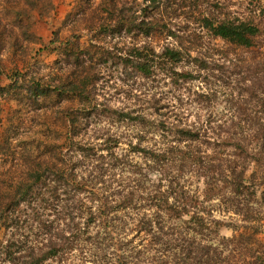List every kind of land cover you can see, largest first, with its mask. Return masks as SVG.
<instances>
[{
    "label": "trees",
    "instance_id": "obj_1",
    "mask_svg": "<svg viewBox=\"0 0 264 264\" xmlns=\"http://www.w3.org/2000/svg\"><path fill=\"white\" fill-rule=\"evenodd\" d=\"M251 4L257 16L219 0H143L131 14L126 3L104 0L98 9L81 4L68 14L86 22L87 42L76 33L56 37L51 43L59 42L58 58L48 77L14 72L0 85V96L25 92L37 108L54 97L79 104L65 106L60 117L69 124L68 152L83 159H63L60 152L57 165L46 159L31 164L0 196V227L7 233L0 239V264H64L76 253L84 255L79 264H264V60L249 75L230 49L226 62H208L193 55L194 43L179 41L175 26L183 16L193 18L229 46L264 50V0ZM159 37L179 45L167 41L157 48ZM95 60H112L144 78L161 75L178 89L196 80L217 86L225 75L243 73L240 95L248 98L236 100L231 91L232 113L205 116L193 103L213 106L218 89L199 87L190 101L181 96L158 103L154 95L150 115L118 109L93 97L99 78L89 65ZM122 124L140 129L126 154L116 151L123 135H112ZM229 213L236 218L224 224L221 216ZM221 225L246 232L222 236ZM93 226L102 231L93 236Z\"/></svg>",
    "mask_w": 264,
    "mask_h": 264
},
{
    "label": "rangeland",
    "instance_id": "obj_2",
    "mask_svg": "<svg viewBox=\"0 0 264 264\" xmlns=\"http://www.w3.org/2000/svg\"><path fill=\"white\" fill-rule=\"evenodd\" d=\"M104 0H0V85L5 86L10 83V75L20 71L26 73L27 76H43L48 77L58 53L54 47L58 45L52 44V40L59 37L60 41L70 37L74 33L80 34L81 42H87L89 35L85 28L84 20L69 18L68 14L74 12L77 5H85L86 9L90 7L99 8ZM108 1V0H107ZM126 3L127 14L133 11H139L143 0H119ZM223 5L228 6L233 11H243L252 16H257V7L251 4L248 8V0H219ZM91 4V5H89ZM256 11V12H255ZM194 15V14H193ZM198 12L195 13V16ZM69 18V19H68ZM193 18L185 17L175 20L176 30L180 31L183 43L190 47L189 43H194L192 49L193 55H200L207 58L208 62L223 63L226 62L224 56L225 51L230 49L232 53H236L238 58V66L242 68V72L249 75L259 61L264 60V50L262 47H255L248 52L244 49L229 46L220 38H214L207 35L198 24L193 23ZM130 39H127V41ZM144 41V40H143ZM170 41L174 45H179L175 39H167L159 37L155 40V46L161 48V45ZM230 57L234 58L233 54ZM232 66V64H228ZM183 66V65H182ZM90 70L98 75V83L92 90L93 97L99 101H103L112 107L125 109L137 113L144 112L146 115L154 113L152 105V97L156 95L158 103H176L177 98L193 99L194 90L204 88L208 91L211 88L218 89L217 100L210 107L204 108L202 102H194V112L198 111L207 116L210 112L232 113L233 105L231 102V91L233 97L237 100L242 95L248 98L247 94H241L242 85L239 83L243 73L232 72L230 76L225 75L224 79L216 82V85L209 86L205 82L199 80L188 82L180 89L169 83V79L160 75L156 78H144L136 75L130 70L126 71L119 66L117 62L112 60L93 61L90 62ZM263 73V72H262ZM251 82V78H249ZM21 98L0 96V191L1 197L6 194L18 182L26 176L29 166L36 165L37 162L48 160L50 164L57 165L55 159L60 152H65L64 158L83 159V156L75 152H68L69 143V124L60 117L63 108L70 105L71 102L61 103L58 98L41 99L39 108L30 104L26 100L27 94L23 92ZM69 103V104H68ZM75 109L79 104H71ZM183 115V114H182ZM182 121L187 118L183 117ZM192 118V116L190 117ZM84 120V119H82ZM171 120H175L171 117ZM105 127L113 124L102 122ZM103 125H101L102 127ZM112 135L121 133V144L117 153L126 154L130 148V143L136 144L140 129L137 126L120 125L112 128ZM116 130V131H115ZM82 133L85 134L84 131ZM111 134V132L109 131ZM89 135V134H88ZM149 136V135H148ZM148 146V142L143 143ZM53 155V156H52ZM52 156V159H49ZM62 156V154H61ZM60 157L59 159H61ZM133 159H141L138 154L133 155ZM32 164V165H31ZM18 213V212H17ZM23 213V207L19 214ZM224 224L231 223L236 218L233 214L222 215ZM231 225V224H229ZM221 225L219 233L222 236L235 237L238 231L233 227ZM3 228V229H2ZM99 227H91L92 235L95 236ZM243 232H246L244 229ZM7 238L4 227H0V239ZM237 240V239H236ZM234 247L235 244L231 245ZM97 249V248H94ZM84 255L76 253L70 262L64 264H79ZM252 261L251 258H246ZM83 262V261H82ZM137 264H147L140 260Z\"/></svg>",
    "mask_w": 264,
    "mask_h": 264
}]
</instances>
